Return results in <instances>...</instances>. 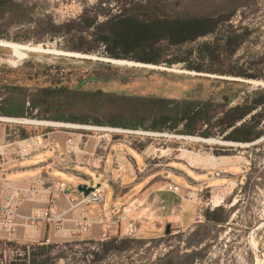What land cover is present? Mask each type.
Returning <instances> with one entry per match:
<instances>
[{
	"label": "rangeland",
	"instance_id": "rangeland-1",
	"mask_svg": "<svg viewBox=\"0 0 264 264\" xmlns=\"http://www.w3.org/2000/svg\"><path fill=\"white\" fill-rule=\"evenodd\" d=\"M149 1L8 0L3 9H0V103L7 96V87L20 86L33 90L37 87L66 84L82 90H101L121 95H148L174 100H209L219 104L210 111L214 114L213 120H215L224 108L240 102L243 95L264 87V0H155L154 2L163 7V13L169 18L181 12L218 18L217 32L220 33L230 28H246L247 39L229 57H222L220 67L227 70L249 63L253 66V69H248L249 72L253 71L262 76L256 79L197 72L186 68V62L166 63L175 56L181 57L184 49L195 48L200 42L210 40L213 38L212 33L199 35L193 40L186 39L180 50L177 46L166 48L167 43L165 39H162L160 44L165 49L157 56L159 62L152 63L135 59L141 55H136L133 51L127 53L128 57H121V55L111 57L103 45H98L89 53L70 50L67 46L74 41L71 35L58 33L49 28L50 22L62 24L71 20L86 19V16L94 17L97 23L106 22L108 18H115L112 26L117 27L120 26L118 18L124 16L122 12L129 6V2L146 4ZM101 30L103 28L90 27L84 32L80 31L79 34L91 38L98 36ZM115 52L122 54L119 51ZM191 58L194 59V55ZM203 65L208 64L203 63ZM218 80H229L234 83L218 82ZM249 80L257 82L253 83ZM223 94L231 98L222 106L220 98ZM108 104L106 101V114L100 109L99 104L92 108L86 105L72 110L75 115L88 116L90 119L88 123L52 118V116H59L61 112L54 109L38 111L28 107L25 114L0 115L26 117L34 121L91 124L168 134L113 136L115 140L112 145L119 143L118 138L121 142L123 139L132 142L130 145H122L125 152H116L112 149L108 157L110 161L113 156H116L119 162V169L112 172V178H116L119 172L122 176L121 183L130 186L117 204L126 201L136 188L143 187V180H138L137 174L133 172V167L138 172L144 170L143 160L149 164H163L166 159L175 158L208 171L217 163L232 167L238 160L237 156L243 154L248 159L246 167L241 170L237 167L230 169L236 173L243 172L241 178L237 180V175L222 171L219 177L227 176L226 183L223 185L225 190L212 187L200 193L205 202L211 200V203L205 205L203 212L221 207L222 215L229 213V218L220 223L210 222L193 233H189L187 229L177 232L173 229L171 234L166 235L163 231L152 237H142L137 233L130 237L118 235V231H114L112 236L128 237L137 242L119 251H110L97 260L90 252L97 250L95 242L100 241L98 225H93L87 234L76 235L70 232V229L74 227L73 221L64 220L61 232L65 235L62 237L57 235L56 238L59 240L57 242L45 243L54 244L50 253L54 258L48 264H264V134L251 142H235L222 138L220 133L222 127L218 125L200 127L198 124L194 133H177L125 128L95 122L108 118ZM261 110L264 113V104ZM204 128L209 130L207 137L199 133ZM44 131L50 132V136L55 140L62 139V142L68 135L65 132L67 130L59 127H44L34 123L0 122V140L4 137L7 141H13ZM183 136H197L203 140H189ZM88 140L93 141V138L88 136ZM51 151L52 149H48L44 153L41 152V156L49 155ZM196 151L199 153H195ZM215 151L219 154H214ZM183 163L173 162V165L194 177L193 169ZM76 169L83 175L64 176L65 179L75 185L88 183L89 186H96L99 183L105 190L104 205L112 200L114 188L109 180L100 177V173L87 167ZM105 172H109V169L105 168ZM178 180L180 182L179 178ZM135 181L137 182L134 183ZM65 205L66 208V202ZM57 211L61 212V209L57 208ZM62 217L70 218V212ZM46 224L56 228L54 223ZM19 228L28 232L34 230ZM0 231L5 236L0 238V264H10L16 259V261H22L18 260V257L23 255V246L38 243L34 241V236L27 237L28 241L15 239L16 230L12 235H7L3 230ZM202 238L204 240L200 242ZM191 251L194 253L192 256L186 255Z\"/></svg>",
	"mask_w": 264,
	"mask_h": 264
},
{
	"label": "trees",
	"instance_id": "trees-1",
	"mask_svg": "<svg viewBox=\"0 0 264 264\" xmlns=\"http://www.w3.org/2000/svg\"><path fill=\"white\" fill-rule=\"evenodd\" d=\"M7 1L0 0V9H3ZM154 2L155 0H150L146 4L129 2V6L122 12L124 16L118 18L120 26L117 27L112 26L115 18H108L106 22L97 23L94 17L86 16V19L71 20L62 24L50 22L49 28L58 33L71 35L74 41L67 46L70 50L89 53L98 45H103L111 57L120 55L128 57L127 53L133 51L136 55H141L135 59L152 63L159 62L157 56L165 49L160 44L162 39H165L167 43L166 48L177 46L180 50L186 39L193 40L199 35L212 33L213 38L210 40L200 42L195 48L184 49L181 57L175 56L166 63L186 62V68L197 72L262 78L259 73L249 72L248 69H253L252 64L249 63L227 70L220 67L222 57H229L243 45L248 37L246 28H230L220 33L217 32L218 18L183 12L169 18L163 13V7ZM90 27L103 28V30L98 36L91 38L79 34L80 31L84 32ZM192 55L194 59L191 58ZM203 63L208 65L204 66ZM218 82L234 83L229 80H218ZM6 91L7 96L0 103V114L21 115L25 114L28 107L38 111L54 109L61 110V112L59 116H52V118L88 123L90 122L88 116L75 115L72 110L83 108L86 105L92 108L99 104L100 109L106 114L107 101L109 103L108 118L95 121L99 124L177 133H194L198 124L200 127L218 125L222 127L220 130L222 138L235 142H251L264 134V113L260 111L264 104V87L243 95L240 102L224 108L215 120H213L214 114L210 111H213L219 104L209 100H174L148 95H121L101 90H82L66 84L37 87L33 90L11 86L7 87ZM230 98L231 96L223 94L220 98V105L227 104ZM199 133L203 137L209 136L207 128ZM214 154H219V152L215 151ZM222 212L223 209L217 207L211 211L204 210L203 216L206 221L220 223L229 217V213L222 215ZM197 229L199 225L193 232ZM171 233L168 229L165 235ZM135 241L137 242L128 237L112 236L107 240L95 242L97 250H92L90 254L97 260L110 251H119ZM53 248L54 244H45V242L25 245L22 248L23 255L18 257V260L22 261H16V259L10 264H48L54 258L50 254ZM193 254L191 251L186 255L190 257Z\"/></svg>",
	"mask_w": 264,
	"mask_h": 264
},
{
	"label": "built area",
	"instance_id": "built-area-1",
	"mask_svg": "<svg viewBox=\"0 0 264 264\" xmlns=\"http://www.w3.org/2000/svg\"><path fill=\"white\" fill-rule=\"evenodd\" d=\"M26 117H12L0 115V122L6 124H28L31 123ZM40 126H53L67 130L69 133L64 141V155L60 157L58 148L54 139L50 136V132H39L13 141L6 139L0 140V230L7 235H12L18 227L35 229L39 222L54 223L58 230L62 229L64 220H71L74 227L70 229L71 234L83 235L91 231L93 225H98L100 241L107 240L112 237L114 231H118V235L134 236L137 233L135 223V214L142 209H146V198L134 196L126 203L122 204L117 210L112 207L102 208L100 205L105 198V190L100 185L94 186L86 195L78 191L77 186L65 181L55 180L45 173H39L30 179L29 185L14 186L4 180L2 173L15 166L17 163L30 159L37 153L52 149L53 158L57 166L67 164L72 156L73 161L79 165H84L97 171L101 168L106 160V154L114 142V135H153L149 131L128 130L116 127L96 126L91 124H71L60 123L46 125L41 121L34 123ZM10 135V133H9ZM88 136L94 139L91 151H84L85 156L77 158L76 153L82 152L87 143ZM120 145H130L131 140H122L118 138ZM115 165L117 162L114 160ZM222 170H214L213 175L219 177ZM54 191L60 193L65 198L67 207L61 211H57V195L51 193L45 201L44 206L33 207L27 213L20 210L25 200L35 201L37 195L43 190ZM165 189L179 197V202L174 207L175 212H182V200L187 199L197 202L199 194L197 191H187L181 193V187L173 181L165 183ZM222 202V199L220 203ZM211 203L206 202V205ZM219 205V204H217ZM216 205V206H217ZM93 206V208L91 207ZM70 212V218H63L62 215ZM201 218V216H199ZM123 226V227H121Z\"/></svg>",
	"mask_w": 264,
	"mask_h": 264
},
{
	"label": "crops",
	"instance_id": "crops-1",
	"mask_svg": "<svg viewBox=\"0 0 264 264\" xmlns=\"http://www.w3.org/2000/svg\"><path fill=\"white\" fill-rule=\"evenodd\" d=\"M67 134L68 131H65ZM92 138V137H91ZM54 139V138H53ZM87 140V143L85 144L84 149L82 152H77V158L84 157L85 152L84 151H91L93 147V141ZM55 145L58 148V153L60 157L64 155L63 148H64V141L62 142V139L59 138V140H55ZM90 143V144H89ZM88 145V146H86ZM114 149L116 152H125V149L120 144H113L110 146L107 154H106V160L102 164L101 168L97 171L100 173V177H105L107 180H109V183L114 188V194L112 200L104 205L103 203L100 205L102 208H108L112 207L114 210H117L122 204L126 203L128 200L133 198L134 196H137L139 198H146L145 204L147 207L146 209H142L140 212L135 214V223L137 227V234L142 237H152L155 235H159L161 232H166L168 229H171L173 232V229L175 232L177 231H183L187 229L189 233L193 232L197 225H199V228H202L204 226H207L208 223L211 221H206V219L203 216V209L206 205V202L201 198L200 193L202 190L212 188V187H219L221 190H225L223 185L226 183L227 176L222 175L221 177H214L213 172L214 170H222L225 173H231L233 175H237L236 179L241 178V173H236L231 168H242L246 167L247 164V157L245 155L242 156L238 155L237 162L234 163L232 167H226L225 165H221L220 163H217L210 167L208 171H204L203 168H200L199 166H191L190 164L183 163L179 160H176L175 158L166 159L165 163L163 164H149L144 162V170L142 172H138L133 167V172L137 174L138 180H143V187L142 188H136L134 190V193L126 199V201L117 204L118 200L122 196V194L130 189L129 185H124L121 183L122 176L118 172L116 178H112V172L114 170L119 169V162L116 156H113V159L109 161L108 157L111 152V150ZM42 151V153L46 152ZM34 155L30 159L21 161L17 163L15 166L11 167L4 173L5 177H3L4 180L8 181L10 184L14 186H27L29 185L30 179L39 173H45L46 175L52 177L55 180H65L64 176H70V175H80L83 174L79 171H77V167H87L84 165H79L78 163L73 161L72 156L70 157V161L67 160V164L63 166H57L54 162V152L53 150L50 152L49 155L41 156L42 154ZM195 153H199L196 151ZM114 160L117 162L115 165L113 162ZM173 162H180L194 171V177L188 175L185 171H183L181 168L174 166ZM222 163V162H221ZM90 169L89 167H87ZM105 168L109 169V172H105ZM92 170V169H90ZM93 171V170H92ZM211 175V176H209ZM241 176V177H240ZM180 179V182L178 180ZM237 179V180H238ZM168 181H173L174 183L178 184L181 187V193L184 194L185 192L191 190V191H197L199 194L197 202H193L191 200L184 199L182 200V212L177 213L174 210V207L176 204L180 201L179 197L165 189V183ZM70 182V181H68ZM135 181L134 183H136ZM71 183V182H70ZM73 184V183H72ZM84 184V183H79ZM77 184L76 186H78ZM88 185V183H86ZM75 185V184H74ZM96 185H99L96 184ZM89 186V185H88ZM53 193L56 194L54 191L50 190H43L37 195V200L35 201H29L25 200L20 210L23 213H27L31 208L33 207H39L44 206L45 201L49 196ZM57 195V208L61 209L63 211L65 209V198L62 194L58 193ZM42 203L43 205H38ZM93 208V206H91ZM118 207V208H117ZM201 216V218H199ZM229 218V217H228ZM203 219V220H202ZM47 222H39L37 227L33 230V232H28L27 230L23 228H17L16 229V236L15 239L20 241H28L27 237H35V242L41 243V242H57V237H62L65 234L62 231V229L58 230L55 227H52L50 225L46 224ZM212 223V222H211ZM123 227V226H121ZM176 229V230H175ZM96 232V230H93ZM61 235V236H60ZM4 234L0 231V238H4ZM55 237V238H54ZM204 238L201 239L200 242H202ZM33 241V240H32ZM201 245V243H199Z\"/></svg>",
	"mask_w": 264,
	"mask_h": 264
},
{
	"label": "bare ground",
	"instance_id": "bare-ground-1",
	"mask_svg": "<svg viewBox=\"0 0 264 264\" xmlns=\"http://www.w3.org/2000/svg\"><path fill=\"white\" fill-rule=\"evenodd\" d=\"M1 44V43H0ZM27 47V46H26ZM116 62H124V61H116ZM132 63V62H131ZM130 63V64H131ZM147 66H150V65H147ZM250 82H253V83H255V82H257V81H255V80H249ZM31 123H36L37 121H30ZM42 123L43 124H46V125H51V124H58V122H51V121H45V120H42ZM148 133H150V132H148ZM152 134H162V135H168V134H165V133H156V132H152ZM170 136H171V134H169ZM184 138H186V139H189V140H203L202 138H200V137H197V136H183ZM206 140H212V139H206ZM228 144H230V143H228Z\"/></svg>",
	"mask_w": 264,
	"mask_h": 264
},
{
	"label": "water",
	"instance_id": "water-1",
	"mask_svg": "<svg viewBox=\"0 0 264 264\" xmlns=\"http://www.w3.org/2000/svg\"><path fill=\"white\" fill-rule=\"evenodd\" d=\"M94 188V186H88L86 183L79 184L77 186L78 191L82 192L84 195H86L89 191H91Z\"/></svg>",
	"mask_w": 264,
	"mask_h": 264
}]
</instances>
